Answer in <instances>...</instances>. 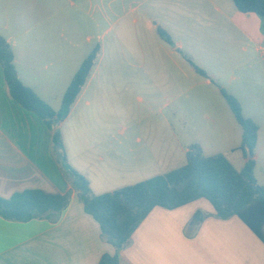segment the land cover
I'll return each instance as SVG.
<instances>
[{"label":"crops","instance_id":"0c3cea01","mask_svg":"<svg viewBox=\"0 0 264 264\" xmlns=\"http://www.w3.org/2000/svg\"><path fill=\"white\" fill-rule=\"evenodd\" d=\"M115 1L121 20L148 5L141 20H132L136 44L127 54L117 45L101 47L70 115L54 129L14 100L0 63V197L29 189L71 192L57 222L0 216V264H98L115 253L66 176L56 130L69 165L97 196L185 166L194 144L240 171L247 161L237 150L243 132L224 89L259 126L255 177L264 185V17L240 12L233 0ZM58 8L57 0H0V35L14 50L19 78L55 111L89 53L76 45ZM118 264H264V243L237 216L219 218L202 198L176 209L155 207Z\"/></svg>","mask_w":264,"mask_h":264},{"label":"trees","instance_id":"16d2710c","mask_svg":"<svg viewBox=\"0 0 264 264\" xmlns=\"http://www.w3.org/2000/svg\"><path fill=\"white\" fill-rule=\"evenodd\" d=\"M233 2L242 13L264 17V0ZM157 32L161 39L173 45L166 30L158 27ZM100 50V46H96L84 60L63 96L61 108L55 111L20 80L14 50L0 35V63L11 96L26 110L43 119L50 129L70 115ZM187 59L198 73L207 76L189 57ZM221 92L243 132L242 143L237 150L244 154L247 161L240 171L224 155L206 156L202 148L194 144L189 147L185 166L97 196L92 192L89 181L69 165L62 134L58 130L54 132L56 152L66 176L72 181L78 200L85 212L100 225L102 241L115 248L114 254H103L98 264H118L120 251L130 244L134 231L155 207L176 209L202 198L212 204L219 218L237 216L264 243V185H259L256 180L254 159L259 126L245 117L236 97L224 89ZM70 201L71 192L60 194L29 189L14 194L10 199L0 197V216L22 223L36 219L57 222Z\"/></svg>","mask_w":264,"mask_h":264},{"label":"rangeland","instance_id":"374dc122","mask_svg":"<svg viewBox=\"0 0 264 264\" xmlns=\"http://www.w3.org/2000/svg\"><path fill=\"white\" fill-rule=\"evenodd\" d=\"M45 1L47 0H42V2ZM57 2L59 14L67 15V19L70 21L64 23L65 27L67 26L75 33L76 45L80 44L85 47L89 52L88 56L96 46H100V48L104 46L106 50L111 51L115 45L123 48L127 54V50L136 44V38L132 34L135 31L132 20L134 17H140L139 15H142L143 11L148 8L146 4L140 8L139 15L130 14L121 20L122 5L115 0H57ZM122 29L128 32L127 36L120 35ZM89 37L91 38L90 42L88 41ZM123 124L125 125V123Z\"/></svg>","mask_w":264,"mask_h":264}]
</instances>
